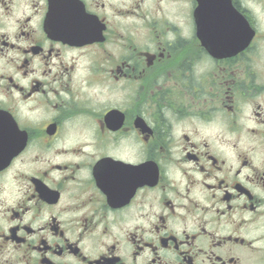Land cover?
Segmentation results:
<instances>
[{
    "label": "flooded vegetation",
    "instance_id": "af4514ba",
    "mask_svg": "<svg viewBox=\"0 0 264 264\" xmlns=\"http://www.w3.org/2000/svg\"><path fill=\"white\" fill-rule=\"evenodd\" d=\"M203 1L0 0V264H264V0Z\"/></svg>",
    "mask_w": 264,
    "mask_h": 264
},
{
    "label": "water",
    "instance_id": "95a60500",
    "mask_svg": "<svg viewBox=\"0 0 264 264\" xmlns=\"http://www.w3.org/2000/svg\"><path fill=\"white\" fill-rule=\"evenodd\" d=\"M203 30H204V28H203V24H201V36H204V32H203ZM247 41H245V43H246Z\"/></svg>",
    "mask_w": 264,
    "mask_h": 264
}]
</instances>
